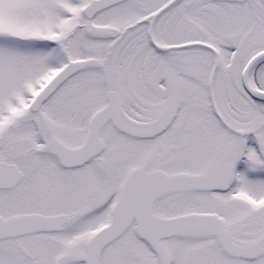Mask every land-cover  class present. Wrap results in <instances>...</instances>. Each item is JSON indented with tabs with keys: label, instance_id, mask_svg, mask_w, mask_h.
<instances>
[{
	"label": "snow or ice",
	"instance_id": "1",
	"mask_svg": "<svg viewBox=\"0 0 264 264\" xmlns=\"http://www.w3.org/2000/svg\"><path fill=\"white\" fill-rule=\"evenodd\" d=\"M0 264H264V0H0Z\"/></svg>",
	"mask_w": 264,
	"mask_h": 264
}]
</instances>
